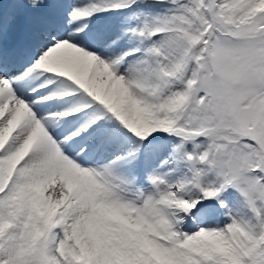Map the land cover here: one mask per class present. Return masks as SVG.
Here are the masks:
<instances>
[{
    "label": "snow or ice",
    "instance_id": "1",
    "mask_svg": "<svg viewBox=\"0 0 264 264\" xmlns=\"http://www.w3.org/2000/svg\"><path fill=\"white\" fill-rule=\"evenodd\" d=\"M0 264H264V0H0Z\"/></svg>",
    "mask_w": 264,
    "mask_h": 264
}]
</instances>
